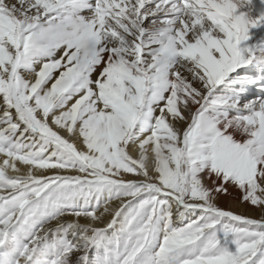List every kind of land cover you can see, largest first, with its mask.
<instances>
[{
	"label": "snow or ice",
	"instance_id": "snow-or-ice-1",
	"mask_svg": "<svg viewBox=\"0 0 264 264\" xmlns=\"http://www.w3.org/2000/svg\"><path fill=\"white\" fill-rule=\"evenodd\" d=\"M0 264H264V0H0Z\"/></svg>",
	"mask_w": 264,
	"mask_h": 264
},
{
	"label": "bare ground",
	"instance_id": "bare-ground-1",
	"mask_svg": "<svg viewBox=\"0 0 264 264\" xmlns=\"http://www.w3.org/2000/svg\"><path fill=\"white\" fill-rule=\"evenodd\" d=\"M238 193L235 191H232V194L229 196H220L217 200V203L222 208H228V210L233 211L237 214H246L253 216L254 218H258L260 213L257 211L255 213L249 212L247 206L241 205L238 202Z\"/></svg>",
	"mask_w": 264,
	"mask_h": 264
},
{
	"label": "rangeland",
	"instance_id": "rangeland-1",
	"mask_svg": "<svg viewBox=\"0 0 264 264\" xmlns=\"http://www.w3.org/2000/svg\"><path fill=\"white\" fill-rule=\"evenodd\" d=\"M225 210H228V208H224Z\"/></svg>",
	"mask_w": 264,
	"mask_h": 264
}]
</instances>
